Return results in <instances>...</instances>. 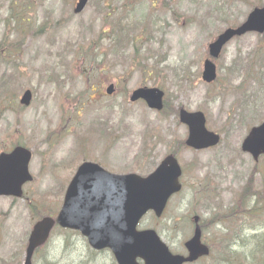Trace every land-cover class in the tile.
Returning <instances> with one entry per match:
<instances>
[{"label":"rangeland","instance_id":"374dc122","mask_svg":"<svg viewBox=\"0 0 264 264\" xmlns=\"http://www.w3.org/2000/svg\"><path fill=\"white\" fill-rule=\"evenodd\" d=\"M76 3L0 0V44L19 50V42L27 40L23 54L12 47L6 58L23 61V84L35 98L20 117L0 112V154L19 144L28 148L35 180L22 199H0V264H23L33 225L58 212L61 196L55 191L62 193L83 162L146 176L176 151L183 191L162 220L148 217L143 226L156 228L181 253L193 233L192 219L199 216L204 240L218 245L219 264H225L223 257L264 264V207L249 211L252 196L264 193V159L255 164L240 152L248 130L264 121V66L256 64L264 58L258 54L264 37L251 34L231 42L218 63L224 68L221 81L215 86L201 81L208 45L242 23L251 7H264V0H90L74 15ZM142 34V41L125 50L130 38ZM134 47L139 55L131 54ZM147 53L154 54L149 67L160 60L154 71L145 65ZM2 64L0 57V84L11 72ZM50 74L58 84L48 80ZM109 82L123 90L112 99L96 91ZM142 85L165 91L170 111L158 114L142 103H127V94ZM179 108L203 112L221 145L203 152L184 149L187 129L172 112ZM51 135L59 141L44 151ZM258 227L263 230L250 231ZM225 239L247 247L228 251ZM213 257L202 264H216ZM33 264L113 263L109 255L89 253L77 235L56 230Z\"/></svg>","mask_w":264,"mask_h":264},{"label":"water","instance_id":"95a60500","mask_svg":"<svg viewBox=\"0 0 264 264\" xmlns=\"http://www.w3.org/2000/svg\"><path fill=\"white\" fill-rule=\"evenodd\" d=\"M87 0H82L78 5L76 12L79 13L85 7ZM247 32H264V9L256 10L248 19V22L237 30H228L225 34L220 36L218 41L211 46V54L216 56L222 46L225 45L234 36H242ZM214 78V69L211 64H207L206 71L204 74V80L210 82ZM156 91H137L133 100L145 99L149 105L153 108L158 107V96ZM29 99V96L27 97ZM183 123L188 124L191 127V131L194 134L193 146L199 149L207 148L215 145L217 139L212 135L206 133L204 130V120L201 115L189 116L183 114L181 117ZM251 141L248 140L245 144V148L250 147ZM30 156L23 151L19 150L14 152L12 156L4 159H0V170L8 169L11 174H19L17 179V188L19 190L21 184L26 180L27 165ZM16 161H20L21 166L17 167L15 165ZM173 164V167H168V164ZM83 166L75 180V183L80 182L86 175H96L98 172L102 174V177L106 179L105 184L107 186H117V196L113 194L107 195V202L103 206H98L100 209L93 213H100L102 217L100 218V223L103 226L109 225L111 222L109 211H116L119 209L120 215L127 214L134 210L141 216L146 209L152 208L155 210L158 216L162 213L168 198L175 192L180 190V186L177 182V177L179 175L178 169L176 168L174 162L169 159L162 167L153 175L147 179H140L135 176L128 177H114L109 176L107 179L104 172L97 166ZM98 170H96V169ZM131 187L133 188V194L131 192ZM16 194V193H15ZM116 197L119 201L117 204ZM67 203V202H66ZM70 212V203L67 206L61 216L59 222L69 225L66 223L65 217ZM51 221L47 220L43 224H39L29 241V247L27 250L26 264H31V258L34 250L44 242V236L46 231L51 227ZM72 225V224H71ZM135 225V223H134ZM113 236L108 237L104 243L100 241L95 245L96 248L101 249L105 246H111L120 264H131L135 261L137 256L146 260L147 264H181V260H173L167 253L165 246L157 239L153 232H143L133 234L131 229L126 228L123 232H116L111 230ZM200 233L197 230L195 238L187 244L193 253L200 254L203 249L199 246L200 244ZM205 250V249H204ZM205 253L207 251L205 250ZM168 257V258H167Z\"/></svg>","mask_w":264,"mask_h":264}]
</instances>
